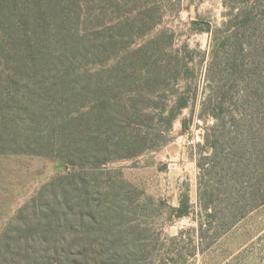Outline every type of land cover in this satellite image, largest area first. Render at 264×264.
<instances>
[{
    "label": "rangeland",
    "instance_id": "374dc122",
    "mask_svg": "<svg viewBox=\"0 0 264 264\" xmlns=\"http://www.w3.org/2000/svg\"><path fill=\"white\" fill-rule=\"evenodd\" d=\"M16 1L26 24H0V261L264 264V204L219 234L198 201L230 4Z\"/></svg>",
    "mask_w": 264,
    "mask_h": 264
},
{
    "label": "trees",
    "instance_id": "16d2710c",
    "mask_svg": "<svg viewBox=\"0 0 264 264\" xmlns=\"http://www.w3.org/2000/svg\"><path fill=\"white\" fill-rule=\"evenodd\" d=\"M225 2L231 6L226 24L230 35L225 41L232 44L221 57L223 45L212 50L210 72L217 79L202 108L215 122L204 138L208 155L197 163L198 201L210 220L207 223L215 224L219 234L264 204V36H259L264 33V0ZM17 4L16 0H0V24L7 22L6 13L25 18L26 24V15ZM239 34L247 35L246 41ZM186 106L183 103L180 108ZM217 175L218 181L212 183L210 178ZM176 213L189 214L187 197L180 200Z\"/></svg>",
    "mask_w": 264,
    "mask_h": 264
}]
</instances>
